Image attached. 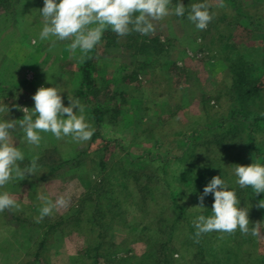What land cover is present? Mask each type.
<instances>
[{
  "label": "rangeland",
  "instance_id": "rangeland-1",
  "mask_svg": "<svg viewBox=\"0 0 264 264\" xmlns=\"http://www.w3.org/2000/svg\"><path fill=\"white\" fill-rule=\"evenodd\" d=\"M175 1L170 7L176 6ZM181 1L186 9L183 17L153 21L155 31L149 35H159L164 42V51L157 48L153 62L144 61L120 41L96 65L98 80H111L112 88L119 91L108 100L119 113L101 129L103 137L116 139L115 144L112 141L105 148L107 144L97 136L77 143L42 133L40 146L33 147L19 144L20 137L14 134L25 153L21 168L35 161L37 171L0 189L9 191L20 205L0 213V264H77L80 259L89 264L93 253L85 250L90 241L101 238L104 255L148 253L155 264H208L209 259H200L191 232L201 210L196 208L201 190L195 173L215 158L226 166V176L235 179V164L254 162L251 153H238L240 139L219 143L221 149L216 144L207 146L213 143L208 141L213 131L209 127L227 118L235 99L233 65L245 60L252 71L261 73L264 88V0H223L222 8L219 0H206L213 16L206 30H197L187 19L192 5L201 0ZM42 7L43 0H15L10 8L0 6V98L7 95L4 101L12 109V119L23 117L12 105L34 107L32 95L41 85L53 86L48 80L84 104L75 94L82 58L73 57L67 41L51 48L49 42L38 39ZM133 70L136 78L126 84L124 75ZM63 97L67 106V92ZM259 105L264 109V102ZM86 115L96 129L87 109ZM229 144L233 147L226 151ZM74 159L81 163L76 165ZM101 160L105 166H100ZM102 175L122 205L125 220L111 218L108 212L98 219L102 226L95 233L85 229V221L76 229L59 225L48 231L47 243L39 248L52 223L79 205L83 208L89 179L93 186ZM61 195L67 199L66 206L41 219L39 197L55 201ZM256 222L259 235L254 248L263 252L264 221ZM106 261L101 259L100 264ZM129 262L134 264V259Z\"/></svg>",
  "mask_w": 264,
  "mask_h": 264
},
{
  "label": "clouds",
  "instance_id": "clouds-1",
  "mask_svg": "<svg viewBox=\"0 0 264 264\" xmlns=\"http://www.w3.org/2000/svg\"><path fill=\"white\" fill-rule=\"evenodd\" d=\"M171 0H43V7L38 10L42 27L38 33L40 41L49 42L55 48L60 42H69V49L76 59H81L102 41L106 30L117 36L139 33L147 36L154 33L153 21H161L169 16L183 17L185 6L179 0L175 7H170ZM219 7H224L219 0ZM187 19L197 30H206L213 19L206 0L192 5ZM33 44L37 41L34 39ZM77 53L79 55H77ZM53 86L41 85L32 95L34 107L21 108V119L10 118L11 108L0 98V189L10 183L35 175L36 162L21 168L25 153L17 146L15 135H19V144L39 147L42 133H50L57 140L70 138L80 143L91 140L95 129L86 115V107L80 99L69 94L48 80ZM67 92L68 104L65 106L63 94ZM15 134V135H14ZM234 184L239 188H251L255 196L264 193V163L254 158L250 165L235 164L232 168ZM233 181L217 175L204 186L198 195L196 208L206 209L205 198L213 197L211 215L199 214L193 221L196 236L211 232L234 233L237 229L242 234L258 236V227H249V209L241 207ZM42 206L40 218L49 216L57 207H64L67 199L64 195L55 201L47 196H40ZM20 205L9 191H0V213L18 209ZM264 208V199L258 202Z\"/></svg>",
  "mask_w": 264,
  "mask_h": 264
},
{
  "label": "trees",
  "instance_id": "trees-1",
  "mask_svg": "<svg viewBox=\"0 0 264 264\" xmlns=\"http://www.w3.org/2000/svg\"><path fill=\"white\" fill-rule=\"evenodd\" d=\"M14 1L0 0V6L2 8H10ZM175 2L178 3L179 1L176 0ZM181 2L183 3V1ZM120 41L124 43L125 47L133 50L134 54L142 55L145 58L144 61L149 58L153 62L154 59L152 57L157 54V48H159V51H164V42L161 41L159 35L144 36L133 32L126 36H117L111 30H106L101 43L86 56L82 57L78 65L79 83L75 94L83 100L88 117L96 128L93 136L102 138L107 144L105 148H108L112 141H114V144L116 143V139L114 138L103 137L101 129L108 122L115 120L116 115L119 113L117 107L110 106L108 103V100L115 98L119 91L118 89L114 90L112 88L113 84L111 80H98L95 72L98 61L102 59L108 49L118 46ZM101 49L103 50L101 51ZM145 64L143 62V66ZM233 70L235 75L233 76L231 84V92L234 93L235 99L233 100V104H231L227 118L219 120L216 125L209 127L210 132L211 128L213 131L209 134L208 141L213 143L208 145L207 148L210 149L213 144H216L217 148L221 149L223 147L221 146L220 148L219 143L233 142L235 139H240L243 142L240 143L242 149L238 153H241L243 156L249 152L255 158L259 159L260 162L264 163V109L261 107L262 105H259L260 102H264V88L261 89L260 86L262 75L260 72L252 71L251 65L245 60L241 61L238 65H233ZM135 78L136 73L134 70L124 75V80H127L126 84H130L131 80ZM121 100L125 101L123 95H121ZM229 145L225 148L226 151L233 147L232 144ZM238 153L236 154V158L239 159L240 156ZM231 157H233L232 160L234 162L238 161L233 155ZM73 162L76 165L81 163L77 159H74ZM99 164L101 167L105 166L103 165L105 164L103 160ZM225 167L214 158L208 167H204V169H200L195 173V184L201 190L200 194L212 177L221 175L222 177L230 179L233 181L232 187L235 188L237 197L241 201L240 206L249 209V227H256V221H264V208L258 207V202L264 199V193L255 196L251 188H239L238 185L234 184L235 179L233 177L226 176ZM102 176V179H98V183L93 186L91 185L93 181H91V178L89 179L90 182L86 186L87 190L83 193V199L81 201L83 208L79 205L78 210L76 209L67 213L60 220L52 223L49 230L44 233L43 241L39 242V248L42 249L47 243L45 237L49 234L48 231L59 225H65V227L70 225L76 229V227L80 228V224L85 221V229H89L95 233L102 226L98 219L104 218L108 212L111 214V218L117 217L121 221L125 220L122 205L116 200L114 193L106 184V175ZM90 177L94 178L95 175H91ZM145 194H147V191ZM212 203L213 197L210 194L204 201L206 209H201L198 215H211ZM84 212H86L85 215ZM191 232L193 233V239L197 245L200 259L205 261L209 259L207 261L208 264H264V251L259 252L254 248L257 241L256 236H252L251 233L242 234L237 229L231 234L214 231L209 233L210 235L202 234L197 237L195 227L191 228ZM214 242L216 243L215 248ZM104 243L102 238L99 242L90 241L85 250L87 253H93L90 256L91 262L89 264H100L101 259L104 261L107 260L106 262L108 264H129V261L133 259L134 264H155L148 253L136 257L126 255V252L121 255H118L119 252H109L106 256L100 253ZM221 252H224L223 256H221ZM77 264H84V262L80 259L77 260Z\"/></svg>",
  "mask_w": 264,
  "mask_h": 264
}]
</instances>
